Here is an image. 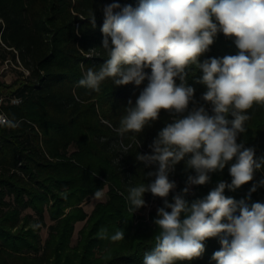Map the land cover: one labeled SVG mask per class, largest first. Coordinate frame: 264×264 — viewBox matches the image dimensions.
Listing matches in <instances>:
<instances>
[{"label":"trees","instance_id":"trees-1","mask_svg":"<svg viewBox=\"0 0 264 264\" xmlns=\"http://www.w3.org/2000/svg\"><path fill=\"white\" fill-rule=\"evenodd\" d=\"M139 2L0 0V63L21 68L10 84L0 82V97L8 101L1 104L0 112L21 122L15 129L0 126V264H143L145 253L151 251L160 229L154 226L131 232L134 212L151 202L157 203V208L164 207L165 199L173 203L178 194L191 204L206 197L220 182L231 183L229 168L235 158L223 170L209 173L206 184L191 185V190L184 194L183 189L189 187L188 176L196 173L182 160L169 173V180L176 187L166 198L146 192L145 206L128 212V187L152 183L155 176L148 173L158 168L146 166L137 155L153 154L150 145L172 117L161 110L158 120L137 134L138 144L124 153L118 148L122 138L112 128L118 126L128 101L135 104L148 79L139 86H116L111 78H106L99 91L79 87L78 81L83 78L81 65L85 70L91 67L98 71L107 59L101 31L104 7L112 3L136 7ZM238 51L233 39L218 33L200 62L236 55ZM145 72L150 75L151 69ZM201 75L192 66L187 84L195 89L194 99L211 114L212 105L201 100L207 91L206 85L197 83ZM74 93L81 102L74 99ZM12 98L19 102L10 103ZM249 113L251 119L237 142L254 148L255 159L264 161V105H254ZM228 119L232 117L229 115ZM131 135L128 133L123 142L130 143ZM261 179L264 163L255 172L253 181L235 191L226 188L224 195L237 201L246 200L249 208L255 202L264 203V186L257 187L248 198L253 184ZM104 187H107L105 202L95 205L76 245L70 247L74 222L86 218L78 204ZM66 205L76 207L61 217ZM45 206L50 208L53 223L48 226L47 239L40 245L36 234L25 229L19 216L30 209L43 222ZM102 230L109 237L122 230L124 239L118 242L101 239L98 234ZM204 243L201 257L180 264H216L212 256L220 250L219 239L209 238Z\"/></svg>","mask_w":264,"mask_h":264},{"label":"clouds","instance_id":"clouds-1","mask_svg":"<svg viewBox=\"0 0 264 264\" xmlns=\"http://www.w3.org/2000/svg\"><path fill=\"white\" fill-rule=\"evenodd\" d=\"M103 13L102 48L107 59L98 71L81 65L78 86L99 91L106 78L116 86L149 81L135 104L128 101L118 126L112 128L122 138L119 150L128 153L137 145V134L158 120L161 110L172 117L150 145L153 154L137 155L146 166L158 168L148 173L155 176L152 183L128 187V212L145 206L146 192L166 198L176 187L169 173L182 160L196 173L187 178L190 187L206 184L209 173L223 170L235 158L229 168L230 184L220 182L191 204L180 194L174 203L164 200L154 221L160 231L143 264H180L199 258L209 238H218L221 245L212 256L216 264H264V203L249 208L246 200L224 195L226 188L235 191L253 181L264 163L255 159L254 148L237 142L251 119L249 110L264 105V0H140L136 7L109 4ZM90 19L94 25L93 13ZM218 33L233 39L238 53L200 62ZM192 66L202 72L197 83L207 87L201 100L212 105L211 114L187 84ZM149 68L150 75L145 72ZM74 99L81 102L75 93ZM20 123L0 114V126L15 129ZM128 133L131 142L126 144L123 138ZM259 186H264V179L253 184L249 199ZM94 195L100 199L103 192ZM98 235L112 242L124 239L122 230L110 237L103 230Z\"/></svg>","mask_w":264,"mask_h":264},{"label":"rangeland","instance_id":"rangeland-1","mask_svg":"<svg viewBox=\"0 0 264 264\" xmlns=\"http://www.w3.org/2000/svg\"><path fill=\"white\" fill-rule=\"evenodd\" d=\"M21 70V68H17L10 63H0V82H3L5 84H10L12 81H14L17 78V71ZM189 190H191V186L189 187ZM103 197L100 199L95 198V195L84 198L80 204H78L77 207H81L82 211L86 215V218L82 221L74 222L73 224V230L71 233V240L69 242L70 247H74L79 239V232L82 231V228L86 224V220L91 214L93 208H95V205L98 203H103L106 200V194H107V187H104L102 190ZM174 203V202H173ZM48 206H51V202L48 203ZM48 206L44 207V214H43V222H40L39 218L35 215V213L30 210L26 209L21 212L20 219H23L25 222V229H31L37 236L38 243L42 245L44 241L48 237V226L53 223V220L50 219V208ZM76 206H68L62 207L63 210V216L67 215L71 209L75 208ZM157 203L154 202L148 203L146 207L140 211H136L133 213V220L131 224V232H134L136 230L143 231L145 228L153 229L154 226L157 227V225L154 223L155 219L158 217ZM167 210H170V208H167Z\"/></svg>","mask_w":264,"mask_h":264},{"label":"built area","instance_id":"built-area-1","mask_svg":"<svg viewBox=\"0 0 264 264\" xmlns=\"http://www.w3.org/2000/svg\"><path fill=\"white\" fill-rule=\"evenodd\" d=\"M9 101H11L10 103H12V104H17V103L19 102V99H17V98H12V99H10ZM5 102H8L7 99L4 98V97H0V106H1V104L5 103ZM0 114H3V113L0 112Z\"/></svg>","mask_w":264,"mask_h":264}]
</instances>
